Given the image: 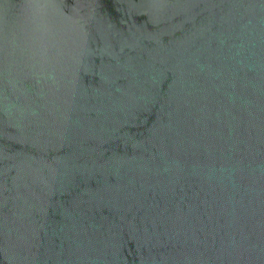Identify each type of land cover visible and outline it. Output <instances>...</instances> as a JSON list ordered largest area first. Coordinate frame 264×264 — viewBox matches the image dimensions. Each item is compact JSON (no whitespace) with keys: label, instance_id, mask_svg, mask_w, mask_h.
I'll return each mask as SVG.
<instances>
[{"label":"water","instance_id":"95a60500","mask_svg":"<svg viewBox=\"0 0 264 264\" xmlns=\"http://www.w3.org/2000/svg\"><path fill=\"white\" fill-rule=\"evenodd\" d=\"M0 264H264V0H0Z\"/></svg>","mask_w":264,"mask_h":264}]
</instances>
